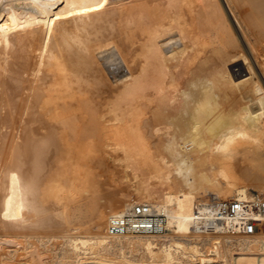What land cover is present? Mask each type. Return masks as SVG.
I'll return each mask as SVG.
<instances>
[{"label": "bare ground", "instance_id": "1", "mask_svg": "<svg viewBox=\"0 0 264 264\" xmlns=\"http://www.w3.org/2000/svg\"><path fill=\"white\" fill-rule=\"evenodd\" d=\"M0 264H264V0H0Z\"/></svg>", "mask_w": 264, "mask_h": 264}, {"label": "built area", "instance_id": "2", "mask_svg": "<svg viewBox=\"0 0 264 264\" xmlns=\"http://www.w3.org/2000/svg\"><path fill=\"white\" fill-rule=\"evenodd\" d=\"M256 197V196H255ZM239 202V201H237ZM234 203L232 200H224V201H218L217 206L219 211L221 210L220 214L218 215V218L213 220L210 223V226H212L213 223H223L222 213H233L235 212L236 205L238 203ZM242 205H253L254 202L249 199V201H245L244 203H241ZM254 206V205H253ZM159 214H154L150 211V207L145 204L135 205L128 209L125 213H123L119 218H115V231L116 232H130L132 230L134 231H156L162 229V221L160 220ZM246 227L247 224H244ZM250 226V225H249ZM248 226V227H249ZM255 226V223H254ZM247 232H253L252 224ZM163 231V229H162Z\"/></svg>", "mask_w": 264, "mask_h": 264}]
</instances>
